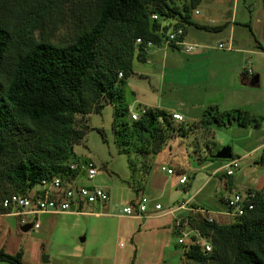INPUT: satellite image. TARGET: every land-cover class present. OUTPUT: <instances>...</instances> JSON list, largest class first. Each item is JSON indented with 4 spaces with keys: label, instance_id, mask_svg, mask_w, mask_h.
Here are the masks:
<instances>
[{
    "label": "trees",
    "instance_id": "obj_1",
    "mask_svg": "<svg viewBox=\"0 0 264 264\" xmlns=\"http://www.w3.org/2000/svg\"><path fill=\"white\" fill-rule=\"evenodd\" d=\"M200 2L0 0L1 215L9 212L1 205L6 196L27 193L43 177L61 175L67 180L76 176L70 164L87 158L74 151L90 128L82 118L107 103L113 105L117 151L127 155L128 164L139 175L150 171V162L167 140L189 136L194 125L175 120L164 109L139 105L138 109H146L138 119H132L124 86L133 72V60L146 59V41L160 44L170 28L181 27L186 34L189 25L206 30L222 27L192 21V12ZM262 4L264 7V0ZM65 9L70 14V32L64 40L53 41L45 32L46 24L52 14H63ZM137 37L142 44H135ZM259 120L245 109L223 112L211 105L197 122L210 129L233 123L259 127ZM208 154L215 158V153ZM141 156L143 159H137ZM259 161L264 164L261 157ZM250 192L254 193L250 197L253 208L241 216L219 212L221 220L214 216L212 222L196 218L199 214L182 216L181 223L212 237L210 251L198 245L182 251L187 260L207 264L224 249L232 253V264H264V184L261 189L234 193L246 196ZM230 196L225 197V206ZM22 255V250L10 254L0 248V261L24 264Z\"/></svg>",
    "mask_w": 264,
    "mask_h": 264
},
{
    "label": "rangeland",
    "instance_id": "obj_2",
    "mask_svg": "<svg viewBox=\"0 0 264 264\" xmlns=\"http://www.w3.org/2000/svg\"><path fill=\"white\" fill-rule=\"evenodd\" d=\"M177 1H179L180 4L188 2V0ZM233 7L237 10V17L241 20H249L250 17H252V23L254 26H256V23L259 24L255 19L264 12L262 0H201L200 4L196 7L199 10V14H195L193 11L191 17L194 20L202 22L214 18L216 22L222 23L230 17L231 12L234 10ZM262 17L263 15L260 16L261 19ZM69 18L70 14L66 9L63 14H52L49 23L47 22L46 24L47 30L45 32H47V36L53 41H59V39L64 40L63 38L70 32L69 25L71 24L69 23ZM229 25L230 24L225 23V25L219 30L206 33L207 40L213 47L216 48L217 44L225 42V39L229 34ZM242 28L248 32L249 24L242 25L238 30H242ZM254 28L255 30H258L256 27ZM219 31L222 32L219 33ZM194 42L200 44L198 40ZM198 48L193 52L195 53L196 51H199L200 53L202 49L199 50ZM262 48L259 51L262 52ZM221 50L222 53H225L223 51L224 48ZM216 51L217 50L210 51L214 53H212L213 55L209 58V63H211L217 70H222L224 77L227 74V79H229L231 71H225L224 63L232 65V61L229 60L235 61L237 60L236 58L239 59V56L228 55L229 57L219 59V57L215 55ZM171 56V59H174L175 62H170L169 60V65L174 67H169L165 71L163 88L160 87L161 78L156 84L157 91L152 90L148 83L152 78H149L148 80L146 76H143L142 78L144 80H140L136 83V88L138 89V93L136 92V94L141 100L148 103H155L158 102V97L166 104V106H169L170 111L173 110L172 108H175L174 106H178V102L181 101L182 96H185L188 92L190 94V91H192L191 89L194 87V85L191 84L196 81V75L201 72V69H203L200 65L194 64L192 52L186 53L180 48V50H173ZM245 57L246 60L244 59L243 63L244 69L245 71L249 69L253 70L259 75L258 84L256 86H242L237 80L240 73L237 77L234 76V91H232V93L235 94V98H232V100L227 98V101L225 102L227 104L223 107H218V109L223 112L231 111L235 107L245 110L248 109L252 115H255L260 119L259 127L239 126L233 123L227 126L212 125L210 129H205L199 126V122H189V125H194V129L189 136L181 137L176 135L167 140L161 150L156 154L157 156L154 155L150 162V171L144 175H139L138 172L133 170L128 164L127 155L117 151L112 128L113 105L107 103L106 105H103L98 112L93 111L82 118L83 120L86 119L90 128L87 131L84 140L82 139L83 141L81 143L74 146L76 154L82 157H90L98 168V172L94 179L87 180L82 178L79 180L80 184L96 185L106 189L110 195L106 207H99L98 205H95V208L93 207L95 211L101 212L97 217H87L83 215L77 217V215L69 216L63 213L52 214L48 212L40 213L36 217L30 216L29 219L38 222L39 227L30 228L25 232L20 229L21 226L19 225V219L16 216L12 214H0V244H2L3 250L10 254L22 250L27 264H33L38 260H42L43 255L58 259L61 254L67 252V250L76 242L79 244V234H83L84 232L79 229V225L81 224L82 226H85L87 232L92 222L97 229L94 231L93 235H89L86 244H84L85 247L95 251L100 248L101 244H106L107 247H109V250L113 252L116 250L119 240V235L116 233L115 221L118 219L116 215L122 212L124 206L130 205L138 196H145L148 199L155 200L154 197L158 193H154L158 191L160 187L159 184L165 182L166 187H169L170 191L167 195H163L159 201L164 208H174L177 206L174 205L176 200L180 201L182 198H188L194 191L195 187L200 186L204 182L210 172V169L205 167H210V162H213L212 165L214 167L217 166V164L225 163L227 161L225 159L210 158L208 154L209 151L214 154L223 146H230L232 149V157L236 158L238 157L237 154L247 153L252 150V148L263 143L264 56L261 54H248ZM221 61H224L222 63L223 66H219ZM142 62L143 61L139 63ZM132 75L133 72L130 76ZM129 77L126 78L124 86L126 102L132 97L131 87L126 83ZM205 86H207L206 79ZM192 95H195V97H201V94L198 93L194 94L192 92ZM127 104L129 115L131 110H140L138 109L139 104L134 103L133 99H130ZM78 119H80L79 116ZM186 121H190V119H187L186 117ZM101 131L104 133V138ZM261 152L262 150L258 148L252 156L256 157L260 155ZM183 155H185L189 164L183 159ZM173 157H176V159L173 160L171 164L173 167L170 166V168L175 172L172 175H168L165 171L161 170V166L169 167L168 165L172 160L169 161V159ZM253 157H248L247 159L243 158L239 163L245 167V164H248V162L252 163ZM137 159H143V156L138 157ZM144 161V166L147 167L149 163L146 159ZM193 168L197 169L194 170ZM193 171H195L194 174ZM179 173L187 177V182L184 185L178 184ZM206 190L196 198V201L203 202L202 206L206 210H215L216 207L211 205L210 201H202V198L208 193ZM217 204L218 206L221 205L219 202H217ZM149 209L150 204H148V210ZM102 213L107 214L104 215ZM198 214L199 215H196V218L203 217V214ZM189 215L191 216L192 214ZM182 226L184 228L186 224H183ZM203 236L210 242L212 237L209 234ZM122 237L124 238L123 235L120 236V238ZM124 239L125 248H130V246H128L130 245L129 241L126 238ZM175 240H177L176 233L170 236V244L172 246L174 245L173 241ZM171 251L174 256H177L180 253L177 249L175 250L167 247L162 253L163 259H169V252ZM103 252H105V250ZM107 259L108 258H104L103 261L98 260L97 263H100L101 261L106 262ZM181 259L180 264H194L187 260L183 254H181ZM62 263L63 261L60 260L51 262V264ZM232 263V253H230L229 250L226 251L221 249L218 258L215 260H209L207 264Z\"/></svg>",
    "mask_w": 264,
    "mask_h": 264
},
{
    "label": "crops",
    "instance_id": "obj_3",
    "mask_svg": "<svg viewBox=\"0 0 264 264\" xmlns=\"http://www.w3.org/2000/svg\"><path fill=\"white\" fill-rule=\"evenodd\" d=\"M233 8L234 10L231 12L230 17L224 20V22L222 23L216 22L214 18L205 20V22L194 20L192 18V21L194 23L208 26L211 28L221 26L223 27L225 23L230 24L228 27L229 34L226 37L225 42H222L223 47H219V44H217V47L215 48L207 40L206 33L214 31L212 29L206 30L198 28L195 25L188 26V28L186 29L185 39L189 42H194L198 40L200 44L196 43L199 47L197 48L199 50L202 49L200 53L199 51H196L195 53L192 52L194 64L200 65V67H203V69H201V72L196 75V81L191 84L194 85V87L191 89L192 91H190L191 96L189 92L185 94V96H182L181 101L178 102V106H174L175 108H172V111H170L169 106H166V104L163 103L158 97V102L148 103L144 102L143 100H141L140 97L137 96L136 92L138 89L136 88V83H138L140 80H144L142 78L143 76H146L148 80L149 78H152V80L150 79V82L148 83L151 86L152 90L155 91H157V81L161 78L160 87L163 88L165 71L169 67H174L169 65V60L170 62H175L174 59H171V53L175 49L180 50V48L178 47H163L155 45L147 48L146 59L142 63H139L141 61L137 59L133 60V75L130 76L126 81V83L129 84V86L131 87L130 89L132 91V97L130 99H133V102L139 105L157 107L160 109L167 110L171 113H179L183 116L184 121H186L187 117V119H190V121L187 122L193 123L197 122L201 118L202 113L207 106L216 105L220 108L227 104L225 103L227 101V98H230L231 100L232 98H235V94L232 93V91H234V76L237 77V75L240 73L237 79L239 84H241L242 86H249L247 84H243L242 80L243 78H248L252 76L256 72L250 69L245 71L243 63L244 59L246 60L245 56L248 54H261L264 56V53L259 51L262 47H264V12L260 14V16L263 15L262 19L260 18V16L255 19V21L259 24L256 23V26H254V24L252 23V17H250L249 20H241L237 17V10L235 9V7ZM195 14H199V10L198 13ZM244 24H249L250 32L243 30V28L242 30H238V28L242 27V25ZM254 27H256V29L258 30H255ZM220 32L222 31H219V33ZM223 48V51L225 53L221 52V49ZM211 50H217L215 55H217L219 59L229 57L228 55L236 57L237 55L239 56V59L236 58L237 60L235 61L229 60L232 61V65L229 63H224L225 71H231L229 79H227V74L224 77V75L222 74V70H217L213 67L211 63H209V58L213 55L212 53H214L210 52ZM223 62L224 61H221V64H219V66H223ZM205 79L207 80V86H205ZM192 92L194 94H201V97H195V95H192ZM130 99H128L127 103H129ZM263 143L256 146L255 148H252V150L247 153L237 154L238 158H240V161L243 158L247 159L248 157H253L252 154L258 148H260ZM175 159L176 157L169 159V161L171 160V163L168 165L169 167H173V165L171 164ZM183 159L188 163V160L186 159L185 155H183ZM259 160L260 155L253 157L252 163L248 162V164H245V167L240 164L239 169H237V171H235L231 176L225 175V171L223 169V165L225 163L217 164V166L213 167V162H210L209 166L211 168L205 167L209 168L210 172L204 182L200 186L195 187L194 191L188 198H182L180 201H175L174 205L184 206L181 209H176V206L173 210L164 207L162 210H156L150 204V209L148 210V212L141 216L127 215L123 212L117 214L116 216L118 217V219L115 222L116 233L117 235H119V240L116 250L113 252L109 250V247H107L106 244H101L100 248L95 251L89 248L87 249L84 244H86L89 235L94 234V231H96L97 227L94 226V224L91 222L90 228L86 232L85 226H82L80 224L79 229L84 232L83 234H79V244H77L76 242L70 249L67 250V252L61 254L58 259L51 258V256L48 257L47 255L49 259V262L47 264H51V262L55 260L63 261L62 264H180L182 260V249L177 245V240L173 241V246L170 244V236L176 233V218H181L182 216L188 214H202L200 210L205 209L202 206L203 202L196 201V198L199 197V195L202 194V192H204L208 188L206 190L208 191V193L202 198V201H210V204L216 207L215 210H210L213 214V217L215 216L217 220H221V217L218 216V213L220 212L225 214L224 211L226 209V206L224 203V199L225 197L230 196V193L245 192L248 189L262 188L264 184V164L260 163ZM193 169L195 170L197 168ZM194 173L195 171H193V174ZM181 175L182 174L179 173V177ZM185 183L179 182L178 184L184 185ZM159 185L160 187L158 191L154 193L158 194L155 195L154 198L155 201L161 203L159 199L163 195H167L170 191V188L166 187L165 182ZM217 202L221 203V205L218 206ZM106 204L104 206L99 203L89 204L83 207V209L79 213L67 211L63 212V214L69 216L77 215V217L79 215L87 217H97L101 212L95 211L93 207L95 205H98L99 207H106ZM102 214L106 215L107 213ZM121 235H123L124 238L129 241L130 245L128 246H130V248H125V239L123 237L120 238ZM81 237H84V241H80ZM1 247L3 248L2 244H0V248ZM167 247H170V249H177L180 251V253L177 256H174L171 251L169 252L170 258L165 260L163 259L162 253L165 249H167ZM104 250L105 252H103ZM104 258H108L106 262H102ZM22 260L24 264H27L24 259V253L22 255ZM98 260L102 261L100 263H97ZM0 264L11 263L6 261H0ZM33 264L44 263L42 262V260H38L36 263Z\"/></svg>",
    "mask_w": 264,
    "mask_h": 264
},
{
    "label": "built area",
    "instance_id": "obj_4",
    "mask_svg": "<svg viewBox=\"0 0 264 264\" xmlns=\"http://www.w3.org/2000/svg\"><path fill=\"white\" fill-rule=\"evenodd\" d=\"M198 13V10H195ZM153 17H156L153 15ZM143 40L140 37L135 39V44H142ZM155 45L169 47L178 46L184 52L191 53L198 47L196 43L189 42L185 39L184 30L181 27L170 28L164 33L160 44H156L151 40L145 42L144 47L149 48ZM219 47H223V43H219ZM264 53V47L262 48ZM250 72V71H249ZM119 77H122V72H119ZM146 108L140 110H131L130 116L132 119H138L140 114ZM175 120H183V116L179 113H172ZM262 150L260 157L264 161V143L261 145ZM240 158L231 157L227 159L223 165V169L227 175H232L240 166ZM71 171H76L74 178L64 179L61 175H52L41 178L27 193L19 194L12 193L2 200V207L8 210L6 214H12L19 219L20 225L31 223V228H38L39 223L29 219L30 216L36 217L40 213H63L73 211L81 212L83 207L89 204L99 203L104 206L110 199L109 192L96 185H82L80 179L85 178L92 180L98 172L94 161L87 157L80 161L72 162L69 166ZM161 170L167 174H174V170L170 167L161 166ZM187 177L181 175L180 183H185ZM250 197H254V193L250 192L246 196L241 193L231 194L226 200L225 213L231 216H241L246 210L253 208V203ZM148 204H151L154 209L162 210L163 205L153 199H148L145 196H138L130 205L122 208V212L127 215L141 216L148 212ZM183 205H177L176 209L183 208ZM173 210L174 208H169ZM200 212L206 221L212 222L214 217L211 211L201 209ZM182 218V217H181ZM181 218H176V232L178 234L177 244L182 248V251L187 250L191 245L201 246L205 251L211 250V244L206 240L203 234L197 229L191 227L186 222L181 223ZM183 224L186 226L183 228Z\"/></svg>",
    "mask_w": 264,
    "mask_h": 264
},
{
    "label": "water",
    "instance_id": "obj_5",
    "mask_svg": "<svg viewBox=\"0 0 264 264\" xmlns=\"http://www.w3.org/2000/svg\"><path fill=\"white\" fill-rule=\"evenodd\" d=\"M259 81V75L257 73L253 74L252 76L248 77V78H243L242 83L243 84H247L249 86H256L258 84ZM215 158L218 159H230L232 157V149L230 146H223L222 148H220L215 154H214ZM31 228V223L22 225L20 227V229L22 231H28ZM80 241H84V237L80 238ZM42 262L44 264H47L49 262V259L47 257V255H43L42 256Z\"/></svg>",
    "mask_w": 264,
    "mask_h": 264
},
{
    "label": "clouds",
    "instance_id": "obj_6",
    "mask_svg": "<svg viewBox=\"0 0 264 264\" xmlns=\"http://www.w3.org/2000/svg\"><path fill=\"white\" fill-rule=\"evenodd\" d=\"M227 160V159H226ZM178 245V244H177Z\"/></svg>",
    "mask_w": 264,
    "mask_h": 264
}]
</instances>
